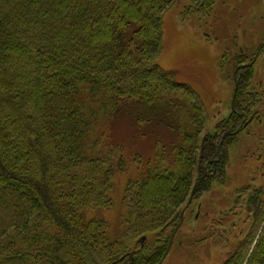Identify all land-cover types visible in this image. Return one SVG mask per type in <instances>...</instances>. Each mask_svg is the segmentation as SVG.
I'll return each instance as SVG.
<instances>
[{"label":"trees","instance_id":"trees-1","mask_svg":"<svg viewBox=\"0 0 264 264\" xmlns=\"http://www.w3.org/2000/svg\"><path fill=\"white\" fill-rule=\"evenodd\" d=\"M176 1L0 0V264H157L194 184L225 179L222 132L244 130L239 111L264 125V81L254 90V63L242 68L252 62L233 55L243 72L237 113L201 139L208 114L200 96L156 63L164 13ZM192 1L204 17L216 2ZM125 121L175 136L126 181L121 231L110 233L113 178L129 167V147L114 132ZM261 136L251 144L264 158ZM247 190L232 215L251 223L224 264H264V184Z\"/></svg>","mask_w":264,"mask_h":264},{"label":"rangeland","instance_id":"rangeland-1","mask_svg":"<svg viewBox=\"0 0 264 264\" xmlns=\"http://www.w3.org/2000/svg\"><path fill=\"white\" fill-rule=\"evenodd\" d=\"M163 31V47L156 63L170 73L171 80L181 85V91L189 87L200 96L208 114L201 137L205 141L206 136L216 133L221 122L231 121L232 114L237 113L235 107L232 111V102L243 72L237 73L229 59L232 60L233 55L244 56L250 62L256 59L252 70L254 90H259V82L264 81V51H261L264 45V0H216L212 14L205 17L194 11L192 0H177L164 13ZM224 55L229 57L225 61ZM170 87L167 84L169 91L173 88ZM239 113H243L248 126L223 140L224 134L232 130L229 127L222 132L219 141L224 146L225 179L215 178L209 187V181L194 184L193 194L196 196L184 213L183 224L163 264H224L237 244V238H243L239 235L246 234L251 220L244 215L242 220L234 221L232 214L241 213L236 206L248 195V188L256 189L264 184L261 169L264 168V158L256 151L257 142L251 144L258 135L264 136V125L260 126V122L252 116L248 118L243 111ZM145 127L138 130L130 121H125L118 123L114 131L116 138L122 139L129 147V167L127 172L116 173L113 178L116 185L114 204L104 211V218L111 225L110 233L121 231L123 205L120 197L126 181L138 178L149 159L155 163L156 150L167 149L175 136L163 134L160 129L150 135L151 131ZM213 170V166L209 167V174ZM187 204L181 205L177 211L184 210ZM90 217L96 218L95 213ZM233 225L236 227L233 233L226 234ZM177 226L166 229L165 241L171 238ZM161 230L157 231L162 233ZM214 230L220 233V238L211 237ZM146 236L149 242L156 243L161 234L157 236L151 232Z\"/></svg>","mask_w":264,"mask_h":264},{"label":"water","instance_id":"water-1","mask_svg":"<svg viewBox=\"0 0 264 264\" xmlns=\"http://www.w3.org/2000/svg\"><path fill=\"white\" fill-rule=\"evenodd\" d=\"M256 59L249 65L247 66H243V68H246V67H250L251 65H253V63H255ZM237 90H238V83L236 84V89H235V94H234V97H233V102H232V111H235L234 110V107H235V99H236V93H237ZM248 124V123H247ZM240 130L236 131L234 134H237L239 133ZM233 134L231 131H228L227 133H225L224 135V138H226L227 135H231ZM182 223H183V219L182 221L180 222V224L178 225V227L176 228L175 232L173 233L172 237H171V240H170V243H169V246L167 248V250L165 251L161 261L159 262V264H162L164 262V260L167 258V256L169 255L170 251H171V248L173 246V243H174V238L176 236V233L178 232V230L180 229V227L182 226ZM145 241V237H143L142 239H140V243H144Z\"/></svg>","mask_w":264,"mask_h":264},{"label":"flooded vegetation","instance_id":"flooded-vegetation-1","mask_svg":"<svg viewBox=\"0 0 264 264\" xmlns=\"http://www.w3.org/2000/svg\"><path fill=\"white\" fill-rule=\"evenodd\" d=\"M242 116H243V115H241V117H242ZM246 123H247V122H245V119H243V121H242V123H241V126H242V127H245V126H246ZM229 131L232 132V130H229ZM224 135H225V134H224ZM231 135H233V134H231ZM231 135H227L226 138H227L228 136H231ZM226 138L223 137V140L226 139ZM218 155H219V154H218ZM219 161H220V158H219V160L216 161V162H219ZM210 162H211V161H209V163H210ZM214 162H215V161H214ZM209 172H210V171L208 170L207 173L209 174ZM211 175L215 176V175H216V171L213 170ZM213 176H212V177H213ZM192 201H193V200H192ZM192 201L188 202L187 206L184 208L183 213H182L181 216H180V222L182 221V219H183V221H184V213L186 212L187 208L190 206V203H192ZM180 222H179V224H180ZM179 224H178V225H179ZM182 224H183V223H182ZM177 227H178V226H177ZM171 237H172V236H171ZM146 239H147V238H145V241H146ZM170 239H171V238H170ZM145 241H144V242H145ZM139 242H140V241H139ZM141 244H142V243H141ZM163 255H164V254H163ZM162 257H163V256H162ZM161 259H162V258H161ZM161 259H160V261H161ZM160 261H159V262H160ZM164 261H165V260H164ZM159 262H158L157 264H159ZM163 263H164V262H163ZM163 263H162V264H163Z\"/></svg>","mask_w":264,"mask_h":264}]
</instances>
